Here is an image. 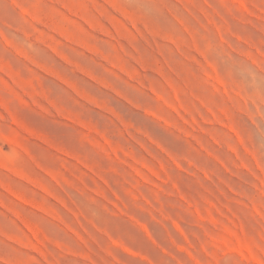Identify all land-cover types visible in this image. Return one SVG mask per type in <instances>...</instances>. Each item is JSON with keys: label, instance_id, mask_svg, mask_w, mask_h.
Segmentation results:
<instances>
[{"label": "rangeland", "instance_id": "obj_1", "mask_svg": "<svg viewBox=\"0 0 264 264\" xmlns=\"http://www.w3.org/2000/svg\"><path fill=\"white\" fill-rule=\"evenodd\" d=\"M0 264H264V0H0Z\"/></svg>", "mask_w": 264, "mask_h": 264}]
</instances>
